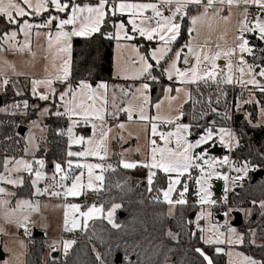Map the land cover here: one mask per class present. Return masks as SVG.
Segmentation results:
<instances>
[{
  "label": "snow or ice",
  "instance_id": "snow-or-ice-1",
  "mask_svg": "<svg viewBox=\"0 0 264 264\" xmlns=\"http://www.w3.org/2000/svg\"><path fill=\"white\" fill-rule=\"evenodd\" d=\"M189 5H197L203 7V12L195 17H192L191 24L193 28L189 29L190 32L198 31L195 26L201 22L204 18L209 16V10L211 11V16L213 18L220 15L221 12L228 9V16L220 17L225 22H228L232 16V8H239L240 5H245V8L240 15L243 19L238 21L237 34L234 37L233 46L221 49L220 44H216L215 47L218 49L212 52L208 48V43L205 41L204 44L193 45L188 43L185 47L188 49L187 54H183V49L178 50L174 53V58H169L168 53L172 51L171 44L177 40L180 35L181 26L177 22V17L186 15ZM256 6L259 12L254 17V22L248 19L249 11L247 6ZM219 6V7H217ZM54 9L57 13H68L67 18H60L56 15H51L45 18L44 23L33 24L30 23L26 17L30 16H41L45 12ZM170 11L171 15L165 16L164 11ZM150 11L151 15H147ZM126 16L127 21H121L119 23H114L116 31L114 33H108V39H115L116 41H133L136 35L147 40V41H158L160 46L151 49L148 55L140 54L139 49L135 45H129L132 51L136 52L138 57V62L140 64V71L137 78L146 77L151 80H156L157 78L152 75V70L154 65L149 62L151 59L155 61V66H160L161 61L171 62L168 64L167 68L162 70L163 74L167 76L169 80L173 77L176 78L182 85H197V94L203 95L200 92L199 86L201 83L208 85L209 83H215L219 89L221 84L232 85L237 84L243 88L248 85L253 86L255 89L264 93V83L257 77L264 78V66L249 64L245 59L244 54H252L253 49L249 46V40L245 38V33H258V39L264 41V0H159L158 3H134L128 2V0H98L96 5L90 4H77L75 0H0V17H4L7 25H13L14 28L5 30L0 33V42L8 45L9 50H14L17 52H31V36L33 35L34 28H49V32L46 33L47 38V51L54 52L53 55V67H57L55 61L59 60V66L55 73H50L47 76L36 79L32 78L31 91L33 96H38L40 100H49L50 97L57 96V90L54 84L59 83L66 85L65 90L58 94L61 106L64 111H57L55 115L57 116H68L71 120V125L67 128V135L69 137L71 144H87L88 147L80 152H73L69 150L67 155L69 157H83L87 158L89 156H96L100 160L106 159L107 156V145L106 141L108 139V134L111 129H105L104 127V112L105 106L107 105V91L108 85L106 83H99L95 88L86 82L80 81L75 87H73L70 81V66H71V40L73 37H89L94 33L100 32L101 27L104 25L106 18H111L113 16ZM57 21V30L53 34L51 27L53 22ZM127 25H131V30L129 32ZM70 27V30H66ZM19 34H23L25 37L23 44L17 40ZM37 36L40 35L39 32L35 33ZM135 34V35H134ZM103 35V33H102ZM195 39V38H194ZM20 44L19 47L17 45ZM117 47H121L118 43ZM207 49V50H206ZM0 51H3L0 48ZM239 53V55H238ZM35 54L33 53V56ZM195 59V64L190 65L187 68L181 69L178 64L182 61L183 64L189 65V57ZM226 60L224 68H220L217 61L221 58ZM235 58V60H234ZM134 63L136 61H133ZM8 64L7 61L3 62ZM257 68L260 70L257 71ZM219 69V71H218ZM226 69V71H225ZM13 71L15 69L13 68ZM47 71V69L45 70ZM238 74V75H237ZM18 75H23L19 73ZM247 77V78H246ZM9 85V78L4 77L2 83H0V88H6ZM43 87L44 92H40L39 89ZM122 91H124L122 89ZM150 85L148 83H142L140 87L136 88L135 93H133V98L139 101V104L133 106L129 105L128 108L123 109L128 113V120L133 119L134 112L139 114V119L141 121L150 122V133L151 137H159L163 141V147H161L156 139L149 140V155L147 159L142 162L139 166L149 169L147 181L149 186L152 185L156 172L153 169H158L165 174L175 173L173 178L171 175L168 176L169 183L167 190L163 191V196L166 202L169 204H185L186 198L185 193L188 191V186L185 184L183 186V191L179 193V198L175 201L171 199L172 193L176 190V186L180 184V177H182L190 168H199L200 177L196 180L199 185L198 196L199 203L201 205L205 204H215L216 201L210 199L211 192L209 188L211 187L209 181L213 176H219L214 170V162L205 159L207 155V150L202 154L193 156L192 152L195 148L201 145L208 144L213 140L214 130L208 128L205 135H201L198 140L194 143L189 142L187 139V133L189 132V125L179 124L177 121L183 116V112L180 111L175 117H161L159 115V110L162 106V101L157 102L153 105L157 109V115L150 117L147 113L148 106L150 105ZM172 88L166 89V93H171ZM176 95H167L166 99L169 101V107H171V102L180 98V94H184L183 102L180 105L182 109L183 103H187L189 100L193 99V93L186 87L175 89ZM17 95L22 93L18 90ZM128 93L125 91V95ZM221 95H226V93L221 90ZM254 93L249 90V99L243 101L242 103H253L252 98ZM194 103L198 101H193ZM211 103V99H209ZM216 103H219V98H217ZM28 102H23V108H28ZM12 107H20V105H13ZM213 112L216 111L215 108L211 109ZM45 111H48L45 109ZM262 115H264V106H262ZM75 118V119H74ZM96 120L101 121L99 125L94 122ZM83 121L84 124L91 123L93 129L99 131V138L94 136L89 139H85L83 136H75L73 134V129ZM155 121H162L163 123L174 125V130L172 131H159L158 124ZM119 128L123 129L124 124H119ZM219 139L221 144L231 147V142L234 140L232 133L224 128H219ZM63 134V133H61ZM225 137L228 138L226 144ZM175 141V147H169ZM196 160H202L204 164L208 166L207 170L198 163ZM68 168L71 170L73 168V162L69 160ZM222 164L230 163L228 158L225 157ZM12 164V167H9ZM37 165L34 169L33 165ZM124 168H136L138 165L136 162H122ZM45 167V161L43 159H35L29 162L24 159H16L14 162L12 160L6 159L3 163L4 172L0 173V183H6L13 186H21L23 184V178L17 176L13 178L12 173H19L20 171L27 172L30 176L34 175L35 179L31 181L33 187L44 178V173L42 169ZM109 167H111L109 165ZM75 168L86 169L87 178L86 182L83 179L85 173L80 172L79 175H75L72 178V184L70 187H64V192H53L54 196L63 195L65 198L68 196H78L82 193V190H94L98 191L103 186L104 176L102 174L104 170V165L102 164H91V163H76ZM95 169H101V174H95ZM238 172H243L245 175L248 171V166L245 165L243 168L235 169ZM55 172L60 173V180L64 181L68 179V173L64 171L60 163H55ZM4 173H7L5 175ZM242 177H235L233 180L241 179ZM54 179V177H53ZM223 179L226 181L229 179L224 176ZM36 194H43L40 188L36 187ZM151 190V188L149 189ZM44 192L47 189L43 190ZM13 193L8 192L4 187H0V197L11 196ZM226 199V198H225ZM9 201L0 198V209H6ZM24 207L32 208L30 201H17L15 209L8 210L9 215H13L17 210L23 209ZM64 214V230L74 231L81 227V218H83V226L86 228L88 221L93 218H99L104 213L102 207H97L95 204L88 207L86 211H81V206L78 204H66ZM120 205H114L111 210L107 212V219L113 227H117L113 223L112 216L115 209L119 208ZM260 207L264 208V202L260 203ZM35 210V209H34ZM230 211V210H229ZM79 214L78 216L76 214ZM211 212H201L197 217L196 223L200 232H205L204 228L199 226V220L210 218ZM228 215V213H224ZM28 217H23V221H27ZM20 223L21 227H26L24 222ZM219 225H213L211 230L213 232L212 236H202L206 244H243L244 236L237 234L236 230L231 226L227 227L226 232L220 231ZM254 235V233H253ZM254 243V241H252ZM75 244V241L68 240L64 241V252L67 254L68 249ZM196 251L203 257L207 264H213L212 259L209 258L206 253L197 248ZM223 249L217 247L216 252L220 253ZM227 255L232 256L231 252ZM237 256L242 254L236 253ZM243 264H262L257 260L243 256ZM232 264V261H229Z\"/></svg>",
  "mask_w": 264,
  "mask_h": 264
},
{
  "label": "trees",
  "instance_id": "trees-1",
  "mask_svg": "<svg viewBox=\"0 0 264 264\" xmlns=\"http://www.w3.org/2000/svg\"><path fill=\"white\" fill-rule=\"evenodd\" d=\"M191 10L193 7L188 8V13ZM46 13L42 14L43 21L48 17ZM187 17L182 20L180 35L175 42L177 45L183 44L188 38ZM119 19L106 18L100 32L89 37L73 38L69 78L73 86L80 81L97 84L114 80L112 77L114 40L108 39L107 34L112 32L114 23ZM11 27L12 25L6 24L4 17H0V33ZM247 39L250 46L253 45V41L255 42L258 53L246 55L245 59L249 64L264 66V45L260 46L261 42L252 35H248ZM133 42L139 46L142 43L140 39ZM142 49L146 50V46L144 45ZM152 72L155 74L154 68ZM15 80L16 90L8 85L0 94V107L20 105L24 101H27L29 106L25 109V114L0 112V171L5 159L15 160L23 155L24 134L20 135L18 128L26 127L46 104V101L32 95L28 80L18 78ZM158 82L159 85L149 81V92L153 102L159 98L163 85L169 83L162 74L159 75ZM226 86L222 84L218 89L217 86L201 83L199 90L203 95L197 94V86L192 87L193 99L182 108V122L189 124L196 133L207 128L228 126L230 116L235 115L238 93L232 97ZM18 90L21 95L16 94ZM221 90L226 95H221ZM257 95L259 107L262 109L264 93L260 92ZM217 98L219 103H216ZM31 104L36 106L30 108ZM212 108L216 111L213 112ZM242 112L243 119L238 122L232 120L236 147L231 152V159L237 166L247 165L249 171L247 178L241 185L235 186L229 196L231 204L238 206L239 203L240 208L264 201V175L255 181L252 180L255 171L264 172V123L255 125L257 114L255 104L244 105ZM63 125L64 120L60 116L49 113L46 118L47 137L44 143L39 144L35 155L36 158L45 161L47 171H50L55 163L62 165L65 160L66 138L57 134ZM118 159L119 155L115 150L111 158L114 169L104 171L102 188L85 195L89 203L92 200L98 201L104 211L114 205H120L114 218L117 227H113L102 218L90 222L79 235L80 240L72 245L69 254L63 258L50 257L43 261L44 242L37 240L33 244L28 243L24 264H100V260L104 264H207L196 251L197 248L203 250L212 259L213 264H224L223 254L215 252L216 246L205 245L199 230L192 224L193 215L198 208L194 186L195 171L192 170L189 176L183 178L180 188L187 184L188 191L185 196L187 202L183 205L177 204L171 217L167 214L166 204L161 200V191L166 187L167 177L158 172L149 186L144 167L126 169L118 165ZM214 195L218 203H221L219 194ZM82 200L83 198H80L79 202ZM220 208L218 204L213 206L212 210L216 214ZM253 211L247 226L250 229L254 227L259 239L264 243V214L259 217V211L255 207ZM245 227L243 221L238 227L244 235L241 250L264 264V244L261 247L249 245L247 242L249 234ZM117 255L121 256L120 262H116Z\"/></svg>",
  "mask_w": 264,
  "mask_h": 264
},
{
  "label": "rangeland",
  "instance_id": "rangeland-1",
  "mask_svg": "<svg viewBox=\"0 0 264 264\" xmlns=\"http://www.w3.org/2000/svg\"><path fill=\"white\" fill-rule=\"evenodd\" d=\"M128 2H134V3H158L159 0H128ZM206 2V0H205ZM75 3L77 4H90V5H96L98 3V0H75ZM111 3V0H110ZM241 10L238 12L236 10V7L232 8V16L228 22H225L222 20L220 17L228 16V9L225 8L223 12L220 13L219 16L213 18L211 16V11L209 10V16L204 18L201 22H199L195 28L198 31H192L190 32L189 29L193 28V25L191 24V19L192 17L198 16L203 12V7L197 6V5H189V7H193V10H191L189 13L187 11L186 15L178 16L177 17V22H179L180 26L182 25V20L187 17L188 20V38L187 40L181 44L177 45L175 44L176 41H174L171 44V49L172 51L168 53L169 58H174V53L178 50L183 49V54H187L188 49L185 47L186 44L191 43L194 46L197 44H204L205 41L208 43V48L212 50V52L217 51L218 49L215 47L216 44H220L221 49L231 47L233 46L234 42V37L237 34V28H238V21L243 19V16L240 15V13L243 12L245 5H240ZM239 6V7H240ZM219 7V6H217ZM248 8L251 6H247ZM51 9V8H50ZM188 10V9H187ZM44 14V13H43ZM51 15H56L59 16L60 18H67L68 13H57L55 11L49 10V12L46 13L47 16ZM147 15H151L150 11L146 13ZM237 14V15H236ZM165 16L171 15L170 11L165 10L164 11ZM119 17L120 19L116 21L115 23H119L121 21H124L126 23L127 17L126 16H113L111 18ZM43 16H30L26 17L25 19H28L30 23L33 24H41L43 22ZM249 20L254 22V18ZM57 22V21H56ZM58 23V22H57ZM15 26L12 25L11 28H14ZM71 26H68L66 30H70ZM10 28V29H11ZM127 28L130 32L131 30V25H127ZM49 28L47 29H41L37 30L36 28L33 29V35L31 36V52L25 51L23 53L17 52L14 50H9L8 45L3 44L0 42V48L3 49V51H0V75L2 76V73H7L11 74L12 77H20L21 75H18L19 73H26V74H39L41 76H47L50 73H55L57 71V67L59 66V60L57 59L55 61V64L57 67H53V55L54 52H48L47 48V38H46V33L49 32ZM57 30V27L53 29L51 27V31L53 34ZM181 30V29H180ZM116 31L115 27H113V30L111 33H114ZM39 32L40 35L37 36L35 33ZM95 34V33H94ZM93 35V34H92ZM91 35V36H92ZM135 35V34H134ZM245 38H248V35L254 36V38L261 42V45H264V41H261L258 39V33H245ZM195 38V39H194ZM25 37L23 34H19L17 37V40L20 42V44H23ZM135 39H140L142 43L140 46L133 42ZM133 41H116L114 40V47H113V66H112V77L113 81L106 83L108 85V91H107V105L105 106V112H104V127L105 129H111V131L108 134V139L106 141L107 145V156L106 159L100 160L96 156H89L87 158L83 157H76L72 156L69 157L67 155V152L69 150L73 152H80L83 151L88 147L87 144H71L68 135H66V157L61 165L62 168L65 170V168L68 171L69 174V181L67 187H70L72 184V178L75 175H79L81 171L85 173L84 180L86 182L87 178V170L86 169H79L75 168L76 163H91V164H102L104 165V170L102 174L104 173L105 170H111L108 168L106 165H112L111 158L115 152L117 151L119 155L118 159V165L123 167L122 162L127 161V162H136L137 165L139 166L142 162H144L148 155H149V140L150 139H156L157 143L163 147V141L159 139V137H151L150 133V122L149 121H141L139 119V114L134 112L133 114V119L131 121L128 120V113L126 111H123V109H126L129 107L130 104L133 106H136L139 104L138 100H135L133 98V93H135L136 88L140 87L142 83H148L149 81H154L157 85H159V75L162 74V76L169 82L168 84L163 85V88L161 92H159V98L153 102L151 99V95L149 92L150 96V105L148 106L147 113L150 117L156 116L157 109L153 106L157 102H163L161 109L159 110V115L161 117H175L176 115L179 114L180 111L183 109L180 108L181 103L183 102L184 99V94H180V98L172 101L171 102V107H169V101L166 99L167 95L175 96L176 92L175 89L177 88H182L186 87L188 90L191 91V88H195L197 85L195 84H190V85H182L179 81L176 80L175 77H173L172 80H169L165 74H163L162 70L164 68L168 67V64L171 62V59L168 60L166 63L165 61H161L160 66H155V61H152L151 59L149 60L150 63L154 65V73L152 72V75L155 76L157 79L156 80H151L146 77H140L137 78L138 73L140 71V64L138 62V57L136 52L132 51L131 47L129 45H135L139 51L140 54L142 55H148L151 49H154L156 47L160 46V42L154 40V41H147L138 35H136ZM72 43V42H71ZM118 43L121 45V47H117ZM20 44L17 45V47L20 46ZM146 46V50H143L142 47L144 45ZM252 46H250L253 49L254 53H258V48L255 46V42H252ZM72 45V44H71ZM207 50V49H206ZM6 51V52H5ZM252 52V53H253ZM33 53L35 54L33 56ZM239 55V53H238ZM246 55H251L245 53L244 56ZM253 56V55H252ZM235 60V58H234ZM7 61L8 64H4L3 62ZM133 61H136L135 63ZM195 64V59L193 57H189V65L183 64L181 61L178 64V67L181 69L187 68L190 65ZM217 64L220 66V68H224L226 64V60L222 57L220 60L217 61ZM13 68L15 71H13ZM47 69V71H45ZM260 69L258 68L257 71ZM219 71V69H218ZM226 71V69H225ZM238 75V74H237ZM4 78V77H3ZM247 78V77H246ZM1 79V77H0ZM257 79L261 80L262 83H264L263 79L257 77ZM3 80V79H2ZM17 81L15 79H10L9 80V85L15 88L14 86L17 85ZM2 83V82H0ZM89 83V82H88ZM101 83V82H99ZM99 83L97 84H91L93 88H95ZM78 84V83H77ZM208 85L212 86H217L215 83H209ZM222 85V84H221ZM76 86V85H75ZM73 86V87H75ZM54 87L57 90V96L50 97L49 100H47V104L41 107L39 110L37 117L30 121L28 125L25 127V133H24V152L21 157H18L16 159H24L29 162L34 161L35 159H38L35 157L36 152L38 150L39 144L44 143L47 137V129L45 126V121H46V116L48 115V111L51 107H53V113L57 111L63 112L64 109L61 106L62 102L59 99L58 94L62 91L65 90V87H60L59 83L54 84ZM230 92L231 96L233 97L235 93L237 94V107H240V110L236 111L237 114H243L242 112V107L244 105L249 106L250 104H255L257 106V114H256V122L255 125L263 124L264 123V115H262L261 108L259 107V103L253 102V103H242L245 100H248L249 97V90H251L254 93V96L252 97L254 101H258V91L255 89L253 86L248 85L246 88H243L237 84H232V85H227L226 86ZM172 88L173 91L169 94L166 93V89ZM197 88V87H196ZM122 89L124 91H122ZM160 89V87H159ZM4 88H0V94H2ZM16 90V88L14 89ZM39 90H42L43 92L45 89L41 87ZM125 91L128 93L125 95ZM56 104V105H54ZM185 103H183L184 106ZM15 104H10L9 106L6 107H0V112H7V113H21L25 114V108H23V103L20 104L22 107H12ZM36 104H31L30 108L35 107ZM183 108V107H182ZM47 109L48 111H45ZM57 116V115H55ZM62 117V116H61ZM69 118V117H68ZM75 119V118H74ZM182 117L177 121L179 124H186L187 123L182 122ZM98 128L99 125L102 123L99 120L94 121ZM158 124V130L159 131H172L174 130V125L166 124L163 123L162 121H155ZM119 124H124V128L121 129L118 127ZM71 125V120L69 119L67 122V128ZM229 127L232 128V122L230 120L228 126L226 127H217L214 130V137L213 140L210 141L208 144L201 145L198 148H195L192 152L193 156H197L202 154L205 150H207V155L205 156V159L209 161L214 162V170L216 173L219 174V176H213V178L209 181L211 187L209 188V191L211 192V197L210 199L213 201H216L215 204L209 205H201L199 203V196H198V188L199 185L196 183V180L200 177V169L199 168H190L182 177H180V181L182 182L184 177H187L190 175L191 171L196 172V178H195V191H196V204L198 206L195 214L193 215V226L195 229L199 230L197 227V217L199 214L203 211L205 213L211 212L212 215L210 218L206 219H201L199 220V226L201 228H204L206 231L205 232H200V237L202 236H212L213 232L211 230L213 225H219L221 227L226 228L228 226H231L236 230L237 234L243 235V232L238 230V228H235L231 225V222L233 220V213L239 212L242 216V221L243 223L246 224V231H248L249 237H248V243L249 245L252 246H257L261 247L263 246V241L259 239V235L256 232V229L249 228L247 224L250 222V218H252V215L254 213L253 209L254 207L259 211V217L264 214V208L260 207V203L264 201H259V202H254L251 203L248 207H239V203H237L238 206H233L230 202V194H226L227 190V181L223 179L224 176L228 177V170L231 171V176L233 178L235 177H242L241 179H236L235 185H230L229 189L234 191V187L241 185L243 181L247 178V174L245 175L243 172H238L235 169L237 168H243L244 166H237L235 165L232 161H229L230 163L228 164H222L221 161L224 160L225 157L228 158L229 160V154H226V152L229 153V146H226L225 144L220 143L219 139V133L218 130L219 128H224L228 130L229 132H233L229 129ZM97 129H93L91 123L84 124L83 121H81L74 129H73V134L77 137L83 136L86 140L89 138H92L95 136L98 139L99 138V131ZM208 129V128H207ZM203 130L200 133H196L194 130H192L191 126L189 125V132L187 133V139L189 142H195L200 138L201 135L206 134V130ZM233 136V135H232ZM226 144L228 142V138L225 137ZM235 142V138H234ZM236 144V142H235ZM205 146H208L207 148ZM169 147H175V141L173 140L172 144L169 145ZM214 147H219L222 149V153L220 154H211L210 150L213 149ZM15 159V160H16ZM6 160V159H5ZM10 160V159H8ZM15 160H12L13 162ZM71 160L73 162V168L69 170L68 168V161ZM4 163V162H3ZM195 163L201 164L206 170L208 166L203 163L202 160H196ZM9 167H12V164H9ZM46 167V164H45ZM42 169L46 173L48 172H55V166L52 168L51 171H47L46 168ZM124 168V167H123ZM126 169H133V168H126ZM146 169V175L148 177L149 169ZM153 171L160 172L164 176L167 177V184L166 187L161 191V200L166 204V210L168 216H173L174 210L177 204L172 205L169 204L168 202L165 201L164 196H163V191L167 190L169 179L168 176L171 175L173 178L175 177V173L172 174H165L164 172L158 170V169H153ZM249 171V168H248ZM247 171V173H248ZM4 169L2 166V169L0 173H3ZM44 173V172H43ZM7 175V173H4ZM95 174L99 175L101 174V169H95ZM30 176L27 172L25 171H20L19 173H12L13 178H16L17 176L22 177L24 179V176ZM30 184L32 187V194L35 198L33 199H19L16 198V196L11 195V196H3L0 197L2 199H6L9 201L6 209H0V250L3 254H6V258L3 260L2 264H24V252L26 248L27 242L21 238H19L18 233L20 231H25V230H30L34 231L37 230L38 232H45L46 236L48 239H58L62 237V232H64V214H65V205L66 204H78L81 206V211H86V209H82V205L80 202L77 201L78 198H80L83 194H87L88 192H92L94 190H82V193L78 196H68L65 198V200L59 199L58 197L52 195L54 190H48L44 192L43 190L45 188V174L44 178L41 179L35 187H33L31 181L35 179L34 175L31 176L30 178ZM181 182L179 185L176 186V190L172 193L171 199L173 201L177 200L179 198V193L183 191V188H180ZM219 186L221 191L218 195V198L221 200V203H218L217 199L215 198V190L216 187ZM0 187H4L8 192L14 193L13 189L18 186H13L10 184L6 183H0ZM36 187L40 188L43 194H36ZM232 193V192H231ZM187 193H185L186 196ZM176 195V197H175ZM226 198V199H225ZM17 201H30L32 204V208L24 207L23 209L17 210L13 215L8 214V210L15 209ZM221 206L220 210L215 214L212 210L213 206L218 205ZM92 206V205H90ZM100 207V206H99ZM109 208L108 210H105L103 215H101L99 218L104 219L105 221L108 222L107 219V212L111 210ZM35 209V210H34ZM230 210V211H229ZM228 213V215H224V213ZM116 210L113 212L112 220L114 223V218H115ZM77 216L79 215L78 213L76 214ZM27 216L28 219L27 221H23V217ZM96 218V219H99ZM24 222L26 227H21L20 223ZM90 221V220H89ZM88 221V222H89ZM109 223V222H108ZM110 224V223H109ZM112 225V224H111ZM220 227V228H221ZM85 227L83 226V218H81V227L74 230V231H80L84 230ZM85 231V230H84ZM67 234L73 232L65 231ZM83 232H79L78 235L82 234ZM254 233V235H253ZM67 236V235H65ZM244 236V235H243ZM202 242L205 245H214L216 247H219L223 249L220 254L224 255V264H229V261H232V264H243V256H248L253 259L251 255L247 254L245 251L241 250V246L243 244H233V245H228V244H206L204 242V239H202ZM254 241V243L252 242ZM49 242H45L44 245V254H43V261L46 259L50 258L49 254ZM216 252V251H215ZM228 252L232 253V256L230 257L227 255ZM217 253V252H216ZM236 253L242 254L241 256H237ZM59 258V257H57ZM256 260V259H255ZM259 261V260H258ZM261 262V261H259Z\"/></svg>",
  "mask_w": 264,
  "mask_h": 264
},
{
  "label": "built area",
  "instance_id": "built-area-1",
  "mask_svg": "<svg viewBox=\"0 0 264 264\" xmlns=\"http://www.w3.org/2000/svg\"><path fill=\"white\" fill-rule=\"evenodd\" d=\"M239 9H240V7L239 8L236 7L237 11H239ZM248 11H249V16L248 17L250 19H253L255 17V15L259 12V9L256 6L252 5L251 7L248 8ZM240 109L241 108L237 107V105H236L234 114L236 115V111L240 110ZM235 115H231L230 116L231 122H232V120H234V116ZM62 118L66 119V123L61 129L58 130L57 134L59 136H61V137H65L66 138V135H67V122H68L69 118L66 115L62 116ZM229 129L232 131L231 127H229ZM61 133H63V134H61ZM232 135H233V132H232ZM233 137H234V135H233ZM235 147H236V144H235L234 140H232L231 147H230L229 153H228L229 154V161H232L231 152H232V150ZM33 167L35 169L38 166L34 164ZM64 171L66 173H68L66 168H65ZM43 172L45 174V188L48 189V190H54V192L63 193L65 189H64V187H61L60 185L63 184L64 186L67 187L68 181H69V174H68V179H66L64 181H61L60 180V175H61L60 173H56V172H48V173H46L44 170H43ZM228 174H229L228 175L229 179L227 180L226 194L227 193L230 194L233 191V189L232 190L229 189V186L236 184L235 183L236 181L233 180V177L231 176V171L228 170ZM53 177H54V179H53ZM56 197H58L59 199L65 200V197L63 195L56 196ZM220 231L226 232L227 231L226 226L225 227H221ZM18 236H19V238L25 240L29 244H33L37 240H42L43 241L42 238L34 237L33 232L30 231V230L20 231L18 233ZM68 240H73L75 242L79 241L80 239H79L78 233L71 232L67 236H62V237H60L58 239L49 240V250H50V252L57 253L59 258L65 257L67 254H69L70 249H68L67 254H65L63 242L64 241H68ZM223 258H224V255H223ZM100 264H104V262L100 260Z\"/></svg>",
  "mask_w": 264,
  "mask_h": 264
},
{
  "label": "crops",
  "instance_id": "crops-1",
  "mask_svg": "<svg viewBox=\"0 0 264 264\" xmlns=\"http://www.w3.org/2000/svg\"><path fill=\"white\" fill-rule=\"evenodd\" d=\"M50 10H52V11H55L54 9H50ZM240 10H241V6H240V9H239V11L238 12H240ZM237 15V14H236ZM44 22V21H43ZM57 27V22L56 21H54L53 22V26H52V28L53 29H55ZM37 29V28H36ZM41 29H47V28H39V29H37V30H41ZM73 38H75V37H73ZM73 38H72V40H71V42L73 41ZM72 44V43H71ZM114 47V46H113ZM6 52V51H5ZM71 53H72V50H71ZM70 72H71V66H70ZM3 75L1 76L0 75V77H1V79H0V82H2V79H3V77H8L9 78V80L10 79H25V80H28L29 81V85H30V90H31V83H30V81H31V79L32 78H36V79H40V78H43V77H45V76H41V75H39V74H26V73H24L23 75H21L20 77H17V78H15V77H12V75L11 74H7V73H2ZM59 86L62 88V87H64L65 85H63V84H59ZM40 92H43L42 90H39ZM31 93H32V91H31ZM33 95V94H32ZM34 97H37L38 98V96H34ZM39 99V98H38ZM41 101H45V100H41ZM47 100H46V104H47ZM45 104V105H46ZM54 105H56V104H54ZM53 111V107H51L50 109H49V111H48V115H49V113H51ZM52 114L54 115V113L52 112ZM48 115L46 116V118L48 117ZM61 117V116H60ZM62 118V117H61ZM63 119V118H62ZM64 120V125H65V123H66V119H63ZM63 125V126H64ZM45 126H46V121H45ZM62 126V127H63ZM25 133V132H24ZM108 168H110V169H114V166H112L111 164H110V166L111 167H109V165H106ZM137 167H141V166H137ZM54 168V167H53ZM145 168V167H144ZM52 170V169H51ZM50 170V171H51ZM31 178V176H24V179H23V184L21 185V186H18V187H15L13 190V194H14V196H16V198H19V199H33V198H35L34 196H33V194H32V192H33V190H32V187H31V184H30V179ZM93 192V191H92ZM89 193V192H88ZM86 194H83L80 198H83V200L80 202L81 203V205H82V209L84 208V209H86V208H88V207H90V205H93V204H95L97 207H102L99 203H98V201H96V200H92V202H88L86 199H85V196ZM80 198H78L77 199V201L79 202V199ZM116 210V209H115ZM99 219H101V218H99ZM94 220H96V218H93V219H91L89 222H88V224L90 223V222H92V221H94ZM88 224H87V226H88ZM86 229V228H85ZM84 229V230H85ZM84 230H80V231H73V232H76V233H79V232H83ZM33 233L34 232H38L37 230H34V231H32ZM42 233V232H41ZM62 235L63 236H65V235H68L65 231L64 232H62ZM0 239H1V236H0ZM43 242H44V245H45V242H49V240H53V239H48L47 238V236H46V234H45V232H43ZM28 244V243H27ZM27 244H26V247H27ZM217 248V247H216ZM216 248H215V251H216ZM48 250H49V247H48ZM25 254H26V248H25V252H24V259H25ZM49 254H50V257H51V255L53 254L52 252H50V250H49ZM7 256H6V254H3V260L6 258ZM3 260L0 262L1 264H2V262H3Z\"/></svg>",
  "mask_w": 264,
  "mask_h": 264
},
{
  "label": "water",
  "instance_id": "water-1",
  "mask_svg": "<svg viewBox=\"0 0 264 264\" xmlns=\"http://www.w3.org/2000/svg\"><path fill=\"white\" fill-rule=\"evenodd\" d=\"M259 45L261 46V44H259ZM257 70H258V68H257ZM0 106H1V97H0ZM241 119H243V114H237V115L234 116V121L235 122H238ZM25 129H26L25 127H19L18 128V133L20 135H23L24 132H25ZM210 153L211 154H220V153H222V149L219 148V147H214L213 149L210 150ZM263 175H264V172L263 171L257 170V171H255L253 173L252 180L255 181L256 179L262 177ZM220 191H221L220 187L217 186L216 187V190H215V194H219ZM191 217H192V215H191ZM241 224H242V216H241V214L239 212L233 213V220L231 222V225L233 227H235V228H238V227H240ZM33 235H34V237H37V238H43V234L41 232H34ZM57 257H58L57 253H53L51 255V258L52 259H56ZM120 258H121V256L120 255H117L116 256V262H120ZM2 260H3V253L0 250V262Z\"/></svg>",
  "mask_w": 264,
  "mask_h": 264
}]
</instances>
